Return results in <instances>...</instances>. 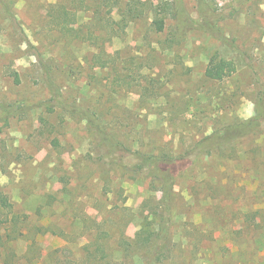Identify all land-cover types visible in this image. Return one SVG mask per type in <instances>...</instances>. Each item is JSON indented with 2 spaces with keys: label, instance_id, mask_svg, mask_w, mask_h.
<instances>
[{
  "label": "rangeland",
  "instance_id": "1",
  "mask_svg": "<svg viewBox=\"0 0 264 264\" xmlns=\"http://www.w3.org/2000/svg\"><path fill=\"white\" fill-rule=\"evenodd\" d=\"M105 1H0V264H264V128L196 158L168 201L133 154L264 116V0H141L127 25L131 0ZM213 55L237 71L209 79ZM48 78L69 110L45 108Z\"/></svg>",
  "mask_w": 264,
  "mask_h": 264
},
{
  "label": "trees",
  "instance_id": "2",
  "mask_svg": "<svg viewBox=\"0 0 264 264\" xmlns=\"http://www.w3.org/2000/svg\"><path fill=\"white\" fill-rule=\"evenodd\" d=\"M4 2V0H0ZM145 5L146 3L141 0H131L127 3L123 15L124 17V25L128 24V19L126 14H129L130 16L134 17V14L136 16H139L142 14L143 9L140 5ZM175 7L178 12H181L183 10V7H181V1L175 0L174 1ZM105 5L109 8H114L118 6V2H114L113 0H106ZM131 18V17H130ZM15 23L18 24V20L14 18ZM113 20L111 17H108L107 19ZM154 24L157 26V29L159 31H162L165 26V22L163 19H156L154 21ZM125 27V26H123ZM66 28V27H65ZM68 30V29H67ZM237 71V66L233 60H228L223 57H219L217 55H213L210 59V62L206 68L205 75L209 79L222 81L226 77H229L233 75ZM46 83L48 84L50 90H51V98L47 101H45L43 104L45 108L49 112H53L56 107H61L63 109H68L65 100L62 98V94L60 92V89L58 86L51 81L50 78L46 80ZM19 106H22L19 104ZM13 105H9L8 109L12 108ZM22 109V108H20ZM19 109V110H20ZM7 115H11V110H6ZM16 112V111H14ZM86 118L90 121L91 125L95 128L98 137H100V141L102 144L109 146V148L112 149H120L125 150V147L122 143L117 141L112 135L109 134L105 130V128L102 126L100 121L98 119H94L93 117L87 115ZM42 121H45L44 118H41ZM259 128H264V116H258V114L254 117H251L249 119H242L237 120L231 123H227L219 127L218 129L214 130L211 134L207 135L205 138L194 144L193 147H191L189 150H187L184 154L177 156V157H169L168 155L162 154H147V153H133L134 155L139 157V163L137 165L138 171H148L151 169H154L155 172H159L158 174H161V176L155 175L158 178L162 179L163 185H162V191L165 195H167V201L168 198L172 195V187L174 185V180L185 170H187L190 167V164H193V162L196 160V158H202L205 155L209 154L214 149H217L218 147L228 145L231 142L237 141L240 138L247 136L254 131H256ZM188 155H197L192 159L193 157H188ZM2 201L5 205L4 207H8L11 205H6L7 200L4 196H2ZM170 205H163V217L162 221L163 223L167 222V226L169 225V216H170ZM165 232V227L162 226L161 229H159L158 233L161 234Z\"/></svg>",
  "mask_w": 264,
  "mask_h": 264
}]
</instances>
